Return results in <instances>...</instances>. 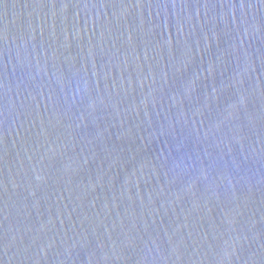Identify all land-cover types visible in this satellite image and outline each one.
Listing matches in <instances>:
<instances>
[{"label":"water","instance_id":"95a60500","mask_svg":"<svg viewBox=\"0 0 264 264\" xmlns=\"http://www.w3.org/2000/svg\"><path fill=\"white\" fill-rule=\"evenodd\" d=\"M0 264H264V0H0Z\"/></svg>","mask_w":264,"mask_h":264}]
</instances>
